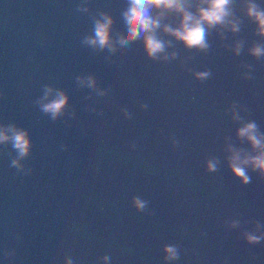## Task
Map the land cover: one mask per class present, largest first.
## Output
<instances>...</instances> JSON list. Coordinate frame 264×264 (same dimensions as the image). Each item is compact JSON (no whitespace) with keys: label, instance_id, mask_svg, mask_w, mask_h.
Wrapping results in <instances>:
<instances>
[{"label":"water","instance_id":"water-1","mask_svg":"<svg viewBox=\"0 0 264 264\" xmlns=\"http://www.w3.org/2000/svg\"><path fill=\"white\" fill-rule=\"evenodd\" d=\"M81 2L0 0V123L28 128L33 140L27 175L0 145V264H64L65 256L103 264L105 254L109 264H165L164 244L178 245L171 264H264V240L242 235L264 225V178L249 170L242 184L226 160L228 145L250 147L235 135L233 102L264 132V56L248 52L264 37L242 0L241 30H213L207 52L161 33L178 53L170 61L149 59L140 41L113 54L83 45L93 14L117 17L121 0H87L88 13ZM188 69L211 75L197 80ZM81 74H94L105 95L80 88ZM45 84L70 95L69 114L56 121L35 103ZM211 157L215 172L206 170ZM132 196L148 202L144 212Z\"/></svg>","mask_w":264,"mask_h":264},{"label":"clouds","instance_id":"clouds-1","mask_svg":"<svg viewBox=\"0 0 264 264\" xmlns=\"http://www.w3.org/2000/svg\"><path fill=\"white\" fill-rule=\"evenodd\" d=\"M237 0H121L117 17H113L107 11L93 14V26L89 34L82 38V44L90 47L93 51L102 52L107 50L110 54L122 51L132 42L142 43L145 55L153 61H170L176 59L178 53L168 52L167 48L172 45V40L162 38L161 33L174 38L189 50L207 52L210 48L208 37L213 30H223L238 33L241 30L242 20L236 15L235 5ZM78 11L88 13L90 8L87 0H82ZM243 14L255 24V33L264 37V7L256 0H242ZM117 28V36L113 38L111 33L113 26ZM243 40H237L232 51L239 55L243 49ZM248 52L251 56L259 59L264 56V45L254 43ZM251 67V66H249ZM188 71H192L188 69ZM197 80H205L210 77L208 69L203 71H192ZM80 88L92 89L97 96H104L103 89L97 87L94 74H81L76 76ZM70 95L63 88L53 84L43 85V94L35 103L42 113L49 116L52 121L69 114ZM236 102H233L232 119L238 121L240 126L236 128L235 135L241 144L247 142L249 148L228 145L230 153L226 157L228 168L231 173L239 179L242 184L251 182L249 170L256 172L264 178V132L253 120H244L234 111ZM141 108L147 105L140 104ZM125 116L130 118V113L122 109ZM75 116V112L70 113ZM176 144V141H173ZM0 145L7 148L11 146V167L25 175L31 173L32 169L26 160L32 154L33 140L30 130L17 123H0ZM67 148V145L63 146ZM219 160L211 157L205 161L206 170L215 172L218 170ZM148 202L139 196H132L131 205L138 211L144 212ZM229 227L237 228L240 221L237 219L228 222ZM264 228L260 222H255L257 232L244 230L242 235L249 244H256L264 240ZM165 264L179 259V248L175 244H164L162 246ZM11 256V253H7ZM103 264H109L110 256L105 254L99 258ZM64 264H74L70 257L65 256Z\"/></svg>","mask_w":264,"mask_h":264}]
</instances>
